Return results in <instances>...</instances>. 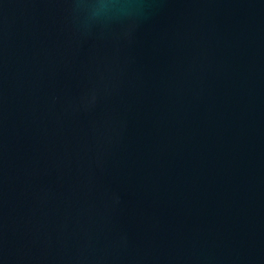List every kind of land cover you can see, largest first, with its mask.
<instances>
[{
  "label": "water",
  "instance_id": "water-1",
  "mask_svg": "<svg viewBox=\"0 0 264 264\" xmlns=\"http://www.w3.org/2000/svg\"><path fill=\"white\" fill-rule=\"evenodd\" d=\"M0 264H264V0H0Z\"/></svg>",
  "mask_w": 264,
  "mask_h": 264
}]
</instances>
